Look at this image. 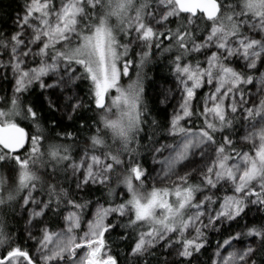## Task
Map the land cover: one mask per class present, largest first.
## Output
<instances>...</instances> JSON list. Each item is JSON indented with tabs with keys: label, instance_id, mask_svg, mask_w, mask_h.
Wrapping results in <instances>:
<instances>
[{
	"label": "snow or ice",
	"instance_id": "obj_1",
	"mask_svg": "<svg viewBox=\"0 0 264 264\" xmlns=\"http://www.w3.org/2000/svg\"><path fill=\"white\" fill-rule=\"evenodd\" d=\"M13 23L0 264H264V0H25Z\"/></svg>",
	"mask_w": 264,
	"mask_h": 264
},
{
	"label": "trees",
	"instance_id": "obj_2",
	"mask_svg": "<svg viewBox=\"0 0 264 264\" xmlns=\"http://www.w3.org/2000/svg\"><path fill=\"white\" fill-rule=\"evenodd\" d=\"M24 4L25 0H0V31H8L13 28L14 18L17 14L21 13ZM150 69L151 70L149 71V77H155L157 80V87H159L160 84L164 83L162 77L166 75V72L162 70V65H160L159 63L151 65ZM0 86L8 87V85L4 84L3 82H0ZM87 115H91V113H87ZM57 116H59V113L57 114ZM65 122L70 124V122ZM69 130L74 129L70 126ZM96 195H99V193H97ZM11 226L12 225H10V227ZM117 231H119V229H117ZM214 244L215 240L213 239V245ZM118 251H125L124 243H121Z\"/></svg>",
	"mask_w": 264,
	"mask_h": 264
},
{
	"label": "rangeland",
	"instance_id": "obj_3",
	"mask_svg": "<svg viewBox=\"0 0 264 264\" xmlns=\"http://www.w3.org/2000/svg\"><path fill=\"white\" fill-rule=\"evenodd\" d=\"M24 6H25V4L23 5V8H22V11H21V13H19V14H17V15H20V16H22V15H23V9H24ZM17 15L15 16L14 20L17 18ZM13 27H14V25H13Z\"/></svg>",
	"mask_w": 264,
	"mask_h": 264
}]
</instances>
